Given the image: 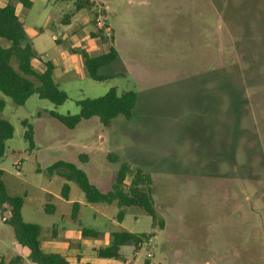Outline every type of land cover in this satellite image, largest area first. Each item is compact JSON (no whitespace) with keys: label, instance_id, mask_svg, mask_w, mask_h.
<instances>
[{"label":"rangeland","instance_id":"obj_1","mask_svg":"<svg viewBox=\"0 0 264 264\" xmlns=\"http://www.w3.org/2000/svg\"><path fill=\"white\" fill-rule=\"evenodd\" d=\"M31 2L28 10L18 0L8 3L28 39L41 43L42 56L50 57L60 18L62 26L66 15L72 25L87 19L58 39L86 76L60 85L65 102L32 95L16 105L0 93V118L14 129L0 160L2 180L23 199V220L41 227L40 246L69 264H264V0H93L80 10L71 1ZM99 9L110 31L101 30L105 40L94 27ZM111 45L118 58L98 73L112 77L90 79L81 52L97 56ZM0 46L8 43L0 39ZM112 87L136 92L130 119L118 116L105 128L92 117L68 129L49 114H76L78 101ZM56 161L82 169L102 192L121 164L141 169L152 180L156 220L134 207L118 218L115 203H87L74 182L48 175ZM73 202L81 226L70 219ZM47 203L53 214L44 212ZM5 216L0 211V264L22 254ZM81 227L97 235L84 237ZM120 231L147 233L150 245L122 246L120 259L97 257Z\"/></svg>","mask_w":264,"mask_h":264},{"label":"trees","instance_id":"obj_2","mask_svg":"<svg viewBox=\"0 0 264 264\" xmlns=\"http://www.w3.org/2000/svg\"><path fill=\"white\" fill-rule=\"evenodd\" d=\"M23 8L29 9L30 0H18ZM73 2L76 10L88 8L91 0H59ZM99 37L106 39L102 31H98ZM96 37L98 35L91 34ZM0 39L8 43L7 47L0 46V93L10 98L14 104L23 105L26 100L37 95L54 105H61L67 99V94L59 88L53 78L54 66L50 61L44 63L45 70L37 72L31 62L38 59V55L25 34L23 24L19 20L15 7L8 3L0 8ZM83 64L89 78L95 81H104L112 76L98 73L99 69L112 63L118 58L117 51L111 45L107 52L89 56L81 52ZM137 104V94L134 90H126L118 93L116 88H110L104 95L97 98H84L77 102L79 112L76 114L59 115L50 112V116L68 129L75 128L82 120L96 117L99 123L108 128L118 116L130 119ZM4 101L0 99V112L3 110ZM22 124L27 127L25 138L32 146V130L26 121ZM13 126L7 120L0 118V160L5 150V142L13 136ZM48 175H58L67 182H74L81 190L87 203L111 205L115 203L119 208L118 218L124 215L127 208H138L156 220V209L152 198L151 177L139 168H131L127 164H121L117 170L111 189L107 192L100 191L90 181L86 173L74 164L64 161H56L47 169ZM70 187L67 183L61 186L60 195L64 200L68 199ZM23 199L10 195L2 180L0 170V211L5 213L3 217L6 223L13 229L16 242L28 252L27 257L31 264H69L66 257L52 252H45L40 247L39 235L41 227L37 224L25 222L21 209ZM80 205L73 202L70 211V219L81 226L78 219ZM51 204L44 205V212H54ZM162 227V223L159 222ZM84 237H95L97 232L81 227ZM151 238L147 233H131L128 231L114 232L109 244L97 249V257L108 259H120V248L131 246L135 251L142 248L145 241ZM124 260V259H123ZM125 261V260H124ZM126 262V261H125ZM127 264H130L129 262Z\"/></svg>","mask_w":264,"mask_h":264},{"label":"crops","instance_id":"obj_3","mask_svg":"<svg viewBox=\"0 0 264 264\" xmlns=\"http://www.w3.org/2000/svg\"><path fill=\"white\" fill-rule=\"evenodd\" d=\"M10 0H0V8L4 7L6 4H8ZM31 1V0H30ZM59 1V0H58ZM63 2V1H61ZM91 2H93V0H91ZM32 3V2H31ZM22 5V4H21ZM32 6V5H31ZM23 7V6H22ZM31 8V7H30ZM29 8V9H30ZM25 9V8H24ZM28 10V9H27ZM15 12L17 14V10L15 8ZM18 16V14H17ZM19 20L21 21V23L23 24V28H24V31H25V34L26 36L28 37V33L26 31V27L24 25V22L21 20V18L18 16ZM65 18H69V21L67 20V24L66 25H63V26H67V27H63L61 25V18L58 20V26L57 27V30L59 31L58 34H53L51 36V41L55 44L53 47H51V50H50V57L49 56H42V50L40 48H37V46H40L41 43L39 42V40L34 43L32 42L31 40V44L33 46V49L35 50V52L37 53L38 55V59H33L31 64L33 66V68L35 69V71L37 72H43L45 70V66H44V63L46 61H50L53 66H54V69H53V78H54V81L57 83V85L59 86V88L61 87L60 85L62 84H68L69 82H77V81H80L82 79H84L86 76H83L82 73H83V68L80 67L79 65V59L76 55H71V53L68 51V52H64L60 49V46L63 45L61 44L58 39L61 37V34L63 37H67V31L69 32V34L71 35L72 31V26L74 25H77V23L79 22V19H80V23H86L87 22V19L83 18V17H76V22L74 23V25H72V22H71V19L68 15L65 16ZM66 42H68V40H66ZM41 51V52H40ZM48 57V58H47ZM85 68V67H84ZM87 73V72H86ZM88 76V75H87ZM89 77V76H88ZM91 79V78H90ZM58 81V82H57ZM97 82V81H96ZM61 89V88H60ZM62 90V89H61ZM64 91V90H63ZM65 92V91H64ZM97 98V97H96ZM50 113V112H49ZM80 209V208H79ZM71 211V210H70ZM21 213H22V209H21ZM53 214V213H52ZM79 214V213H78ZM6 217V216H5ZM23 218V217H22ZM3 219V217H2ZM6 223V221H4ZM16 242V240H15ZM16 244L18 246H20L17 242ZM56 244V241L54 243H52V246L51 247H54V245ZM16 246V245H15ZM21 247V246H20ZM41 247V246H40ZM22 248V254L19 255H13L11 257H8L6 259V264H23V261H22V258H26V262L27 264H31V262L29 261L28 257H27V250L23 247ZM42 248V247H41ZM42 250H44L42 248ZM45 252H52V253H58L64 257L67 258V260H69L70 258L61 254L60 252H55V251H46L44 250ZM26 256V257H25ZM2 260L0 259V262Z\"/></svg>","mask_w":264,"mask_h":264},{"label":"built area","instance_id":"obj_4","mask_svg":"<svg viewBox=\"0 0 264 264\" xmlns=\"http://www.w3.org/2000/svg\"><path fill=\"white\" fill-rule=\"evenodd\" d=\"M102 10L103 9H99L97 12H96V16L94 18V27L98 30H105L106 31V34L107 36L109 35L110 31L109 29L107 28V25L105 24L104 20L102 19ZM20 164V161H14V166L17 167L19 166ZM3 221H5V219L3 218ZM150 242H151V238H149L147 241L144 242L143 246L145 245H150ZM146 257L148 259H151L153 256L150 252H147L146 254Z\"/></svg>","mask_w":264,"mask_h":264}]
</instances>
